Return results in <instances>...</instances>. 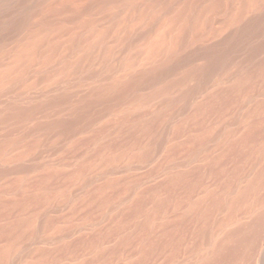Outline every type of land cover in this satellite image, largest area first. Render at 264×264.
<instances>
[{
	"label": "bare ground",
	"instance_id": "obj_1",
	"mask_svg": "<svg viewBox=\"0 0 264 264\" xmlns=\"http://www.w3.org/2000/svg\"><path fill=\"white\" fill-rule=\"evenodd\" d=\"M125 245L264 264V0H0V264Z\"/></svg>",
	"mask_w": 264,
	"mask_h": 264
},
{
	"label": "rangeland",
	"instance_id": "obj_2",
	"mask_svg": "<svg viewBox=\"0 0 264 264\" xmlns=\"http://www.w3.org/2000/svg\"><path fill=\"white\" fill-rule=\"evenodd\" d=\"M128 196V193L125 191V190H123L122 191V194L121 195H119L118 196V214H120V211L122 210V208L124 207V204H122L120 201L123 199V198H126ZM121 197V198H120ZM120 209V210H119ZM83 210H81L80 212H79V214H78V218H79V220L77 221V219H75L74 221L72 220V223L73 224H77L79 221V223H78V225H77V227H78V230H75V232H74V234H73V238H75V239H77V238H79V237H82V236H89V235H92V233H94L95 231H99V230H102V229H106L108 226H112V225H114L115 224V222H114V219H115V213H113V214H111L112 216H110L109 215V217H107V215H106V217H104V218H98V220H96V221H94V219H93V217H92V215H89V214H87L86 215V210H84L83 212H82ZM82 213V214H81ZM85 216V217H84ZM81 217H84V218H81ZM105 218H108V219H105ZM110 219H113L112 221L110 220ZM92 220V221H91ZM83 222V223H82ZM118 223H119V218H118ZM90 225V226H89ZM103 225H105V226H103ZM98 226H100V227H98ZM85 227H88V228H85ZM94 227H95V229H94ZM91 229V228H93V230L91 231V230H88V229ZM84 230H85V232H86V230H87V232L85 233L84 232ZM83 233H82V232ZM81 232V233H80ZM92 232V233H91ZM76 233V234H75ZM122 233H123V231H119L118 232V235L116 236H112L111 235V237L109 236V237H107V239H105L104 241H103V244H104V247L106 246V245H108L109 247H112L113 245H115L114 244V242H120L119 241V239H120V236L122 235ZM78 234H80V235H78ZM82 234V235H81ZM77 236V237H76ZM119 239H118V238ZM110 238H111V241H110ZM118 240V241H117ZM107 243H106V242ZM114 241V242H113ZM113 243V244H112ZM109 244H111V245H109ZM119 244V243H118ZM127 246L125 245L124 247H123V251L121 250L119 253H120V256H118L119 255V253H118V255H117V257H118V260L116 259V256L114 257V264H131V261H133L134 259H136V258H134V257H137V255H136V252H135V249H133L132 247L131 248H129L130 246H128L127 248H129V249H126L125 250V248H126ZM134 250L133 252H135L134 254L132 253V250ZM125 250V251H124ZM124 254L123 256H122V253ZM126 253V254H125ZM133 257V258H132ZM133 259V260H132ZM117 262H116V261ZM107 263V262H106ZM106 263H104V264H106ZM108 263H111V262H108ZM111 264H113V263H111Z\"/></svg>",
	"mask_w": 264,
	"mask_h": 264
}]
</instances>
